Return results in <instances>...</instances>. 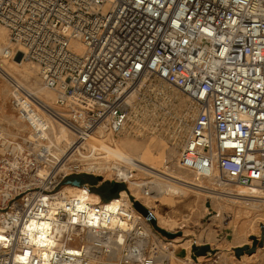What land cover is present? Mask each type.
Listing matches in <instances>:
<instances>
[{
	"label": "built area",
	"instance_id": "1",
	"mask_svg": "<svg viewBox=\"0 0 264 264\" xmlns=\"http://www.w3.org/2000/svg\"><path fill=\"white\" fill-rule=\"evenodd\" d=\"M0 25L2 57L33 63L55 98L8 78L24 129L0 130V264L167 263L170 241L132 206L157 195L155 173L264 196V0H0ZM164 118L175 120L169 156L147 169L89 143L157 136ZM59 127L65 146L51 136ZM80 174L98 184L63 195ZM103 180L132 181L139 198L128 187L107 198Z\"/></svg>",
	"mask_w": 264,
	"mask_h": 264
},
{
	"label": "rangeland",
	"instance_id": "2",
	"mask_svg": "<svg viewBox=\"0 0 264 264\" xmlns=\"http://www.w3.org/2000/svg\"><path fill=\"white\" fill-rule=\"evenodd\" d=\"M0 30L7 31L8 33V30H6V28H4L1 25H0ZM1 59H3L4 61L8 60L4 57H1ZM16 60L18 59L16 58ZM24 63L36 67L33 63L29 61L24 60ZM2 84L4 83L1 82L0 85ZM39 86H40V79L39 82L36 80L34 81L33 84H30V87L32 88H36ZM169 87L164 85V89L168 92V95L171 98L172 97L175 98L178 104L177 109H175V112L178 115V113L186 111L185 109L189 107V103H188L189 100L187 99V97H185L182 93H180L176 89H173L171 86ZM8 90H9V86H8ZM41 90H43V92L45 91L46 93H48V95L50 96V100L54 101L55 98L52 92L42 88ZM3 94H4L3 92H0V95ZM6 116H12L14 117V119H16L15 113L12 111L10 107L9 91L8 94L6 95V98L4 99V102L3 99L2 100L0 99L1 127L3 126L4 118ZM173 122H175V120L164 118L158 122H154L152 124L149 123V126L150 124L152 125L150 126L151 128H153L152 131H154V134H156L157 136L151 135L152 134L151 131L149 132V134L141 136V138H144V140H147L149 143L156 145V148H153L151 150L150 155L143 158L144 160L148 161L150 164L159 163L164 159H168L169 156L168 144L171 143L172 138L174 137L173 134L171 135V131H172L171 126L175 125ZM8 130L17 131L15 127L14 128L12 127ZM180 134L181 132L178 134V138L176 137V141L179 140ZM147 135H151L152 138ZM121 137H127V136H118L114 141H118L119 139H121ZM173 173L181 175V177L189 181H194V183L206 185L210 188L212 187L221 190H229L233 187H236L240 192L261 194V192H259L258 190L245 188L239 185L236 186L233 182L230 181H226L225 182L226 184L223 183L221 185H216L207 179H200L198 181H195L190 173L183 172L180 170L173 171ZM76 178L77 180H80V182H87L89 184H98V180H99L96 176L85 175V174H80L76 176ZM64 185L65 184H62V186ZM110 187H111L110 182L108 180H103L96 188V190L98 192H102L104 196H106L107 198H110L111 197V194H109ZM122 187L128 193L127 187L125 185H122ZM112 195L114 196L115 194ZM188 197L186 195V200L188 199ZM209 199L211 200L212 196H209ZM263 207H264V203L261 201L257 202L254 206H252L250 202L247 200L245 201L238 200L236 203L230 205L224 203L221 200L219 201L213 200V214L211 217L200 218L196 220L195 223H192L187 226L184 225V223L182 222L178 224L177 222L173 221V223H177V227H178L177 230L186 229V233H187L186 235L183 236H179V235L175 236L179 238L178 241L176 242L171 241L174 252H177L179 257L181 258L185 257V259H187L186 262H188L187 264H256L260 258L259 256L260 253H262L264 249V245L262 247L257 246L256 250L251 254L243 252L239 256H237L236 253L234 252V248L251 246L253 236L258 235L257 239L259 240V235L262 233V230L264 229ZM147 209H149L151 213L153 212L151 208H147ZM165 226L167 228L166 231L177 233L174 227H172V223L170 224V226H168V224H165ZM175 237L168 239H174ZM194 245L195 246L207 245L209 249L206 252V254L197 255L196 250L192 248Z\"/></svg>",
	"mask_w": 264,
	"mask_h": 264
},
{
	"label": "bare ground",
	"instance_id": "3",
	"mask_svg": "<svg viewBox=\"0 0 264 264\" xmlns=\"http://www.w3.org/2000/svg\"><path fill=\"white\" fill-rule=\"evenodd\" d=\"M7 36V37H6ZM5 42V43H4ZM8 42V33L7 31L0 30V83L4 84L0 85V92H3V95H0V99L6 98L8 94L11 96L10 82L9 79H13L24 87L32 90H36L40 93L39 99H49L50 96L48 93L41 90V87L32 88L30 84H33L34 81L39 82L38 78V70L37 67H33L31 65L25 64L24 60H10L4 61L1 59L2 50L4 46ZM9 78V79H8ZM9 86V90H8ZM16 128L17 131L24 129L20 128V123L12 116H6L4 118L3 126H0V130L4 132H10L8 130L10 128ZM51 136L55 140V142L60 143L62 146L67 144V136L66 131L63 127H59L53 131H51ZM151 137V136H150ZM152 138V137H151ZM148 139V138H145ZM89 143L92 147H97L100 150H103L108 155L114 158H122L129 165H139L142 169H147L145 165H148L144 162L143 158L150 155L151 150L156 148V145L149 143L144 138H131V137H121L118 141H113V143L107 144L102 140H96L94 138L89 139ZM173 156L175 152L176 145H171ZM144 166V167H143ZM150 167V166H149ZM158 176V179L155 182V194L156 196H152L151 198L143 199V204L147 208H151L153 210V216L157 218V221L161 224H170L172 221L179 223H184V225H190L195 223L196 220L203 217H211L213 214V200L215 201H223L226 204L236 203L238 200H247L250 202L252 206H254L257 202L264 203V196L262 194H254V193H244L240 192L236 187H233L229 190H221L218 188H210L206 185H201L194 183V181H189L185 178H181L178 175L173 176L172 178L167 177V174H159L155 173ZM178 178L177 181L175 178ZM214 180L217 185L226 184L222 182L214 176ZM177 182V183H176ZM176 184H181L182 188L174 187ZM236 185V184H235ZM223 186V185H222ZM238 186V185H236ZM127 187L137 196L139 193L135 184L132 181H129ZM83 190L82 186L71 187L68 185H64L61 188V192L63 195H79ZM122 202L125 205H128V197L124 191L121 193ZM186 195L188 199L186 200ZM209 196H212V199H209ZM139 198V197H137ZM138 201V200H137ZM142 201V200H141ZM140 202V201H139ZM264 208V207H263ZM149 210V209H148ZM264 211V210H263ZM138 212V211H137ZM139 213V212H138ZM154 217V218H155ZM156 223V221H155ZM170 230V229H169ZM186 229L181 230V235H186ZM163 236V235H162ZM165 237V236H163ZM166 238V237H165ZM168 239V238H166ZM176 242L179 240L178 237L174 239H168ZM172 245V243H171ZM173 250V251H172ZM169 260L165 264H187V259L181 258L177 256V252H174L173 246L172 249L168 252ZM260 258L256 264H264V249L262 253H260ZM157 264H161L160 262Z\"/></svg>",
	"mask_w": 264,
	"mask_h": 264
},
{
	"label": "water",
	"instance_id": "4",
	"mask_svg": "<svg viewBox=\"0 0 264 264\" xmlns=\"http://www.w3.org/2000/svg\"><path fill=\"white\" fill-rule=\"evenodd\" d=\"M69 184H72L74 186H79L80 183L77 179H69L66 181ZM119 190V184L116 182L111 183V187L109 189V194H114ZM132 206L133 208L138 211L145 219H147L151 226L158 231L161 235L165 236L166 238H173L175 236H178L179 233H172L166 230H162L156 226L155 223V218L151 214V212L139 201L133 200L132 201ZM258 236V235H257ZM257 236L252 237V244L251 246H243V247H238L234 248V252L236 253L237 256L242 254L243 252H246L248 254H251L254 252L257 248V246L262 247L264 245V229L262 230V233L259 235V240L257 239ZM193 249L196 250L197 255H204L208 251L209 247L207 245H202V246H193Z\"/></svg>",
	"mask_w": 264,
	"mask_h": 264
},
{
	"label": "trees",
	"instance_id": "5",
	"mask_svg": "<svg viewBox=\"0 0 264 264\" xmlns=\"http://www.w3.org/2000/svg\"><path fill=\"white\" fill-rule=\"evenodd\" d=\"M121 189H123V187H120V189H119V190H121ZM111 197H113V195H111Z\"/></svg>",
	"mask_w": 264,
	"mask_h": 264
},
{
	"label": "crops",
	"instance_id": "6",
	"mask_svg": "<svg viewBox=\"0 0 264 264\" xmlns=\"http://www.w3.org/2000/svg\"><path fill=\"white\" fill-rule=\"evenodd\" d=\"M177 255H178V253H177ZM179 256V255H178Z\"/></svg>",
	"mask_w": 264,
	"mask_h": 264
}]
</instances>
